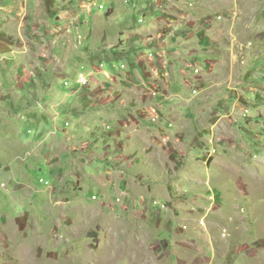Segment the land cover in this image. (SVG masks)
Instances as JSON below:
<instances>
[{"label":"rangeland","instance_id":"1","mask_svg":"<svg viewBox=\"0 0 264 264\" xmlns=\"http://www.w3.org/2000/svg\"><path fill=\"white\" fill-rule=\"evenodd\" d=\"M4 1L0 264H264V0H159L214 56L180 95L113 52L122 0Z\"/></svg>","mask_w":264,"mask_h":264},{"label":"crops","instance_id":"2","mask_svg":"<svg viewBox=\"0 0 264 264\" xmlns=\"http://www.w3.org/2000/svg\"><path fill=\"white\" fill-rule=\"evenodd\" d=\"M4 1V0H3ZM0 1V2H3ZM6 6H12L9 5V1L5 0ZM81 0H31V5L33 6L35 11L42 12L46 10V7L53 6L51 8L52 14L57 19L58 17H61L62 15H73L77 9L80 7L82 8V2ZM151 1V2H150ZM122 0V3H124L123 10L125 13H128V16L134 17L135 14L140 13L141 16H139L138 20L144 16L146 19L145 24H140L138 21L136 22V19H134L136 25L133 23L127 26L129 29L122 30L121 33L125 32L123 35L119 36V42L120 44L116 48H114V53H121L123 52L125 57H129L131 66L134 67V73L138 75V78L141 81H148L149 79H153L154 81H157L159 79L162 80V76L165 75V73L168 71V79H164L166 81L165 87L168 89H171L173 92L175 86L174 84H177L179 81V85L184 84V77L190 73V71L193 70L191 68V64L189 60L190 57L196 56L199 53H204L209 57H206L204 60L207 63V70L212 68L214 65V56L210 51V47H206L203 45L204 48H198L197 46L192 47L193 45H196L200 42L196 40H191L189 35H194L189 33L190 31L195 34L196 36H200L202 34V31H197L194 28H190L188 25L182 24L184 22L185 16H188V14H183L181 11L175 8L169 7V10H166L165 13L160 9L161 3L159 0ZM116 0L112 3V6L110 8L114 9L116 8ZM103 5V4H101ZM178 6V5H177ZM163 8V7H162ZM83 11V8L81 9V14ZM86 11V10H85ZM87 12V11H86ZM180 12V14H179ZM89 13V12H87ZM84 15V14H83ZM82 15V18H84ZM179 15V17H177ZM132 21V18H130ZM183 20V21H181ZM181 21V22H180ZM159 24L160 28L157 26ZM189 28V29H188ZM184 29V30H182ZM128 32V34H127ZM108 33V32H107ZM110 36V35H109ZM192 36V37H196ZM161 39V40H159ZM195 39V38H194ZM112 40V39H111ZM114 41V40H112ZM176 41V45H170L172 42ZM190 42V43H188ZM202 43V42H201ZM187 44L189 46H187ZM183 45V46H182ZM155 47L156 48V57H150L147 54H145L142 50L148 49L149 47ZM171 50L172 54V60H169L168 58V52ZM106 52V53H105ZM103 52V55L107 54V51ZM209 52V53H208ZM196 58V57H195ZM122 58L102 61V65L107 68L109 67V71L112 68H115L114 65L118 64ZM115 64H114V63ZM121 62V61H120ZM119 62V63H120ZM171 62V63H170ZM211 65V66H210ZM111 66V67H110ZM200 74H194V81L197 84L198 93L195 95H198L200 93V88H198V85L201 82H198V80H202V78H205L204 72L202 68L199 65ZM139 70L144 71L143 73L139 72ZM123 72V71H122ZM131 75H133V71L130 72ZM128 74V73H126ZM192 76L193 74L190 73ZM203 76V77H202ZM202 77V78H201ZM221 77H219L220 79ZM190 79V78H188ZM168 81V83H167ZM170 86V88H169ZM161 91V90H160ZM177 95L178 92H174ZM194 94V93H193ZM162 95H160V92L158 91L155 97L160 98ZM156 109V108H155Z\"/></svg>","mask_w":264,"mask_h":264},{"label":"built area","instance_id":"3","mask_svg":"<svg viewBox=\"0 0 264 264\" xmlns=\"http://www.w3.org/2000/svg\"><path fill=\"white\" fill-rule=\"evenodd\" d=\"M145 1H147V0H145ZM99 8H104V7H101V5L99 6ZM146 22V19L144 18V17H141L140 19H139V23L140 24H144ZM154 56V54H150V57H153ZM194 73L195 74H199L200 73V69L198 68V66H194ZM187 82L188 83H192L193 82V80L192 79H187ZM187 83V84H188ZM193 93L194 94H197L198 93V89L197 88H194L193 89ZM216 148V147H215ZM43 181V180H42Z\"/></svg>","mask_w":264,"mask_h":264},{"label":"bare ground","instance_id":"4","mask_svg":"<svg viewBox=\"0 0 264 264\" xmlns=\"http://www.w3.org/2000/svg\"><path fill=\"white\" fill-rule=\"evenodd\" d=\"M213 152H216V149H214Z\"/></svg>","mask_w":264,"mask_h":264}]
</instances>
